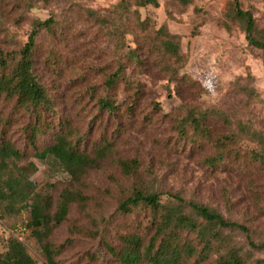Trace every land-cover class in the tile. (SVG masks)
Returning <instances> with one entry per match:
<instances>
[{"label":"rangeland","instance_id":"rangeland-1","mask_svg":"<svg viewBox=\"0 0 264 264\" xmlns=\"http://www.w3.org/2000/svg\"><path fill=\"white\" fill-rule=\"evenodd\" d=\"M121 1L0 0V51L18 50L27 41L32 22L52 17L54 35L42 33L37 39L35 73L53 97L58 116L85 136L89 148L100 136L101 142L112 144L110 157L86 179L84 211L73 205L67 221L52 236L55 246L70 241L57 264H117L106 245L119 249L120 237L130 233L148 240V211H118L123 193L135 185L161 194L162 202L172 194L203 204L246 227L251 240L260 245L264 242V165L252 166L246 157L236 162L233 154H227L225 165L207 168L204 161L214 155L212 146L193 142L198 137L189 128L183 135L181 120L188 110L213 109L219 113L210 123L215 135L240 134L239 122L264 133V52L250 48L240 26L227 19L231 0H190L185 6L181 0H158L157 8L137 10L142 25L137 24L134 7L126 18L117 19L113 8ZM239 1L252 13L264 38V0ZM88 11L101 15V31ZM113 22L118 30L111 29ZM120 23L133 32L123 37ZM160 28L179 38L187 61L183 72L204 90L196 84L168 80L162 69L165 61L153 46ZM117 42L124 45V51L116 57ZM127 48L136 50L138 61L125 57ZM50 50L61 60L54 73L44 64ZM117 59L124 66L127 84L120 83L114 93L120 109L114 115L100 113L96 102L107 94L103 83L116 70ZM136 89L140 96L134 110L127 113L129 95ZM0 111L8 114L9 107L0 104ZM23 123L16 119L7 129V138L20 149ZM47 140L48 136L42 142ZM242 147L252 145L243 141ZM118 159L136 160L137 177L125 178L115 164ZM19 168L35 185L36 193L50 196L53 205L68 186V176L52 158L38 161L29 156L22 163L9 164L15 175ZM31 203V199L24 204L0 201V253L12 235L37 264H45L29 228ZM218 231L239 249L244 264H264V249L250 248L243 233ZM189 264L198 263L192 259ZM204 264H217L216 257L211 255Z\"/></svg>","mask_w":264,"mask_h":264},{"label":"trees","instance_id":"trees-1","mask_svg":"<svg viewBox=\"0 0 264 264\" xmlns=\"http://www.w3.org/2000/svg\"><path fill=\"white\" fill-rule=\"evenodd\" d=\"M181 1L184 6L190 4V0ZM158 5V0H122L113 10L117 19L122 20L128 16L129 8L134 7L137 24L142 25L137 10L157 8ZM87 14L97 30L101 31V15L91 11ZM227 19L240 26L250 48L264 52V38L260 35L262 32L257 29L252 13L244 10L239 0H231L227 4ZM120 24L123 37L133 32L123 23ZM54 26L52 17L45 21L36 20L32 22L27 41L21 48L13 52L0 51V104L9 107L8 114L0 111V201L24 204L27 200H32L29 206V228L41 249L45 264H57L58 257L70 243L67 240L65 244L55 246L52 236L67 221L73 205L78 206L81 212L84 211L88 202L84 195L88 189L86 179L90 172L101 169L102 160L110 157L112 152V144L107 140L101 142V136L89 148L85 136L69 121L58 116L53 97L35 73L37 39L42 33L53 36ZM111 29L118 30L114 22ZM158 35V43L153 46L165 61L162 69L168 80L196 84L204 90L199 81L191 82L183 72L187 61L181 53L179 38L165 33L163 28L158 30ZM127 50L125 57L129 61H138L136 50ZM113 51L117 57L118 53L122 54L124 51V45L117 42ZM118 61L119 59L116 60V70L105 77L103 88L107 92L106 96L97 99L96 107L100 113L114 115L119 112L120 107L114 99V93L120 83L127 84L124 66ZM60 63L61 60L55 57L52 50L44 56V64L52 73L57 71ZM250 91L255 95V92ZM138 96L140 92L137 89L134 95H129L127 113L134 110ZM218 114L213 109H191L181 120L183 135L189 128L193 137H198L193 142L212 146L214 155L205 159L206 167L215 170L225 165L228 162L227 154H233L236 162L246 157V161L252 166L264 165V133L239 122L236 129L240 134L215 135L211 132L210 123ZM16 119L24 121L21 126L23 149L7 138V129ZM47 136L48 140L43 143L42 139ZM243 141L250 143L252 147L243 148ZM237 146L243 149V153H238ZM29 156L38 161L52 158L68 176V186L60 191L54 205L50 196L36 193L35 185L28 180L21 168L16 175L9 171V164L22 163ZM115 164L125 178L137 177L139 164L136 160L118 159ZM123 194L118 205L119 212L128 214L140 208L148 211L151 218L146 230L147 241L139 234L130 233L120 237L119 249L106 245L117 264H189L192 259L198 264H204L211 255L216 257L217 264H244L239 249L226 242L219 229L239 231L246 236L250 248L264 249V242L256 245L246 227L226 220L203 204L172 194H168L167 201L162 202L161 194L145 191L137 185ZM0 264L37 263L27 253L24 245L11 235L0 253Z\"/></svg>","mask_w":264,"mask_h":264}]
</instances>
